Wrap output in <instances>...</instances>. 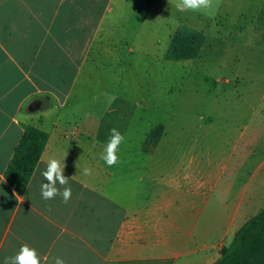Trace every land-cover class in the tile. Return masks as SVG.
<instances>
[{"label":"crops","instance_id":"obj_1","mask_svg":"<svg viewBox=\"0 0 264 264\" xmlns=\"http://www.w3.org/2000/svg\"><path fill=\"white\" fill-rule=\"evenodd\" d=\"M137 1L148 8L138 15H153V0ZM129 2L0 0V261L27 244L42 264H212L264 206L262 72L233 76L230 119L202 116L205 129L183 147L167 132L154 151L140 148L150 124L139 139L130 132L132 114L144 108L107 105L110 92L95 90L97 61L128 75L129 57L147 56L141 27L122 24ZM240 82L250 86L238 91ZM28 125L48 138L19 191L6 171ZM112 128L124 140L109 167L100 154ZM50 158L64 163L67 183L57 187L71 189L67 203L41 198Z\"/></svg>","mask_w":264,"mask_h":264},{"label":"rangeland","instance_id":"obj_2","mask_svg":"<svg viewBox=\"0 0 264 264\" xmlns=\"http://www.w3.org/2000/svg\"><path fill=\"white\" fill-rule=\"evenodd\" d=\"M168 2L163 5L160 0H153L156 8L153 15L142 17L138 15L139 10L147 12L148 8L139 7L141 2L137 0H130L131 10L122 18L127 32L129 28L143 30H138V35L146 38L144 62L130 56L128 75L105 60L97 61L94 68L95 90L110 92L107 105L113 106L116 101L122 103L123 99L130 108L138 105L144 108L132 114L130 123L134 139H139L150 124L140 145L144 151H154L167 132L172 141L180 138L183 147L189 142V134L205 129V126L200 128L202 116H207L205 120L216 116L217 121L218 115L220 120L230 119L238 103L233 76L264 74V0H208L209 7L198 11H179L177 4L181 0ZM180 24L202 30L206 36L194 60L164 58ZM129 37L131 40L132 35ZM256 44L261 47H255ZM226 78L231 80L228 87L222 81ZM248 85L240 82L238 91L243 92ZM116 95L119 99H115ZM116 114L114 111L113 118ZM212 133L210 130L215 138L217 133Z\"/></svg>","mask_w":264,"mask_h":264},{"label":"trees","instance_id":"obj_3","mask_svg":"<svg viewBox=\"0 0 264 264\" xmlns=\"http://www.w3.org/2000/svg\"><path fill=\"white\" fill-rule=\"evenodd\" d=\"M203 31L180 24L164 58L170 61L196 59L204 46ZM48 135L28 125L8 165L6 178L17 190L23 191L44 149ZM212 264H264V206L236 232L232 242L220 250Z\"/></svg>","mask_w":264,"mask_h":264},{"label":"clouds","instance_id":"obj_4","mask_svg":"<svg viewBox=\"0 0 264 264\" xmlns=\"http://www.w3.org/2000/svg\"><path fill=\"white\" fill-rule=\"evenodd\" d=\"M209 7L208 0H181V3L177 4V9L179 11H198ZM124 140V136L116 129H110V136L107 142L103 146V150L100 154V159L104 163L111 167L118 162V150L119 146ZM64 168V163L56 158H50L47 161L45 170L41 172L44 180L40 185V195L44 200L54 199L56 196L62 197V202L67 203L71 197V189L65 187L61 192L57 185H65L67 180L62 174ZM84 174H89L90 169L85 168L83 170ZM46 259L41 257L34 247L27 244H23L19 247V250L14 256L5 257L0 264H42V261ZM55 264H64V260L60 257L55 259Z\"/></svg>","mask_w":264,"mask_h":264},{"label":"water","instance_id":"obj_5","mask_svg":"<svg viewBox=\"0 0 264 264\" xmlns=\"http://www.w3.org/2000/svg\"><path fill=\"white\" fill-rule=\"evenodd\" d=\"M32 107L34 108V107H36V106L34 105V106H32Z\"/></svg>","mask_w":264,"mask_h":264}]
</instances>
